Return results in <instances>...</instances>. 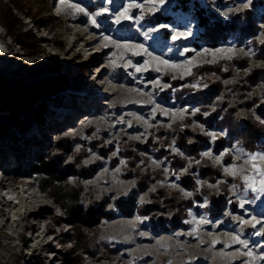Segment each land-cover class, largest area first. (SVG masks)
Wrapping results in <instances>:
<instances>
[{"label": "rangeland", "instance_id": "rangeland-1", "mask_svg": "<svg viewBox=\"0 0 264 264\" xmlns=\"http://www.w3.org/2000/svg\"><path fill=\"white\" fill-rule=\"evenodd\" d=\"M28 3L34 17L21 15L24 30L40 43L16 42L0 23V54H6L0 60V143L18 142L26 150L19 166L12 155L9 164L0 166V264H70L65 251L72 248L76 233L65 221L66 210L42 190L43 176L30 166L37 154H52L55 147L49 140L59 138H67L72 151L66 161L81 156L87 168L68 177L64 191H80L82 204H105L118 212L115 220L104 219L95 229L84 230L89 243L105 246L95 254L79 252V262L72 264H233L238 256L243 257L241 264H264V193L258 191L264 177L254 172V162L246 155L264 153V142L255 151L238 137L223 148L216 143L227 131L209 120L211 111L203 109L204 101L194 92L209 89L214 80L230 84L233 79L224 75L227 64H222L221 73L187 79L197 66L238 55L249 56L251 66L264 67V59L255 57L249 33L238 27L226 30L224 40L213 47L197 27L204 13L224 23L239 22L238 13L253 8L252 0H191L187 5L181 0ZM254 13L263 25L264 7L258 4ZM255 39L262 43L264 32L258 30ZM236 70L243 77L249 69ZM253 90L259 91V86ZM227 91L229 96L217 91L207 104L238 103L236 92ZM14 101L30 104L15 119ZM73 105L79 106L76 113L67 115ZM99 106L103 114L97 113ZM256 106L254 116L264 123ZM57 111L63 113L52 117ZM238 112L245 114L243 108ZM83 115L95 120L93 129H87ZM175 125L197 128L207 136L199 157L179 145L172 133ZM29 130L36 132L32 139ZM39 130L45 135L42 140ZM167 130L171 133H164ZM174 156L183 157L185 167ZM203 157L218 167L221 177L206 179L193 168ZM99 161L103 165L98 171ZM255 163L264 170V159ZM186 174L197 179L199 190L206 186L226 199L220 214L212 212L207 196L194 197L189 183L182 181ZM250 177L256 190L250 187ZM141 179L146 191L137 192ZM161 190L185 200L182 222H189L190 228L173 227L175 217L161 211L168 221L164 229L138 211ZM130 198L138 209L126 215L118 201L130 203ZM188 200H193L191 207ZM215 239L221 243L212 244ZM229 242L236 246L228 248Z\"/></svg>", "mask_w": 264, "mask_h": 264}, {"label": "trees", "instance_id": "trees-1", "mask_svg": "<svg viewBox=\"0 0 264 264\" xmlns=\"http://www.w3.org/2000/svg\"><path fill=\"white\" fill-rule=\"evenodd\" d=\"M183 5L189 4L191 0H181ZM261 4L264 7V0H252L251 9H245L238 13V20L234 19L231 22H223L218 19L216 15L212 13H204L197 23L198 30L201 35L207 39L209 42H216L217 44L224 40V32L226 30H234L235 28H240L243 33H249L251 35V42L256 47V58L264 59V41L260 43L255 39L256 32L262 30L264 32V14L260 17L263 25H259L258 18H255V9ZM32 6L28 3V0H0V23L4 26L6 34L11 37L14 41L20 42L27 46V42L40 43V39L36 37L31 31L24 30V22L21 15H27L31 18L34 17L32 14ZM239 23V24H238ZM198 37H202L199 36ZM216 44V45H217ZM29 47V46H28ZM251 58L245 55H238L231 59L218 60L216 63H205L203 65L197 66L191 77L188 80L196 77L199 74H207L210 72H222L223 63L227 64V72L224 75L227 78H232L230 84L224 85L220 80H214L211 82V87L206 90L195 91L194 95L199 99L204 101L203 109L210 112V119L217 121L219 126L225 127L227 133L224 136H218L217 145L218 147H224L226 144H232L233 140L238 137L243 141L245 147L249 151H255L259 144L264 142V123L259 121L254 116L255 111L252 110L256 106L258 113L264 118V67L251 66ZM236 67L249 69L245 76H237ZM177 83V82H176ZM255 86H259V91L255 92L253 89ZM236 92L238 97V103L228 106L227 102L222 101L223 106H221V101L217 100L213 106L207 104V102H212L217 96V91H222L225 96L230 95V91ZM252 91L251 94L249 92ZM30 104L28 102H16L12 103V113L13 118H18L19 114L24 111H28ZM243 108L245 114L242 116L239 114L238 109ZM256 111V112H257ZM208 120V121H209ZM173 135H176V141L179 145L197 157L200 156L199 149L206 144H208L207 136L201 134L200 130L197 128H184L175 125ZM169 132V133H167ZM164 132L170 134L171 132L167 130ZM159 136H163L160 134ZM55 147L52 154H37L34 157V163L30 164L31 168L34 169V173L42 175L41 178V188L45 192L50 193L55 201L62 206L67 212V223L73 226L75 235L73 238L74 244L72 248L65 251V255L70 264L74 262H79V252H86L90 254H95L100 251L101 248H97L99 243L87 241V235L84 230L95 229L104 220L111 217L112 210H107L105 204H98L96 202L90 203L89 205L82 204L80 200V191H64L63 184L67 181L68 177L73 175H78L81 169L84 168L81 165V156L75 157L72 162H67L66 159L72 154L70 147H68L67 138H59L55 141L49 140ZM165 141V140H164ZM163 141V142H164ZM169 143L168 140L165 141ZM203 143V144H202ZM218 149V148H217ZM131 155L130 152L128 154ZM180 166L185 167L186 160L183 157L174 156ZM230 155L227 153L226 159H229ZM198 167L203 178L216 180L217 177H221L218 167L214 168L209 164V159L203 157L198 164V166L193 165V168ZM88 174V173H86ZM90 175L92 173H89ZM146 176V175H144ZM142 176V177H144ZM91 177V176H89ZM197 179L186 174L183 178V183L188 184L189 188L194 191V197L197 200L201 199L200 194H203L209 198L212 212L217 214L221 213L222 207L226 204V199L222 195L217 194L216 191H211L208 187H204L201 190L198 189ZM188 182V183H187ZM146 191V188L142 186L141 179V189L137 192ZM153 200L151 202L145 203L144 206L139 207L142 214L148 215L150 219L156 223L161 224L164 229V223H167V219L163 216L161 211L172 214L173 227L177 228L179 226L183 227L182 220L185 218V212L183 211V205L185 200L180 197H174L168 192L160 191V194L153 195ZM129 201L119 200L120 207L123 209L126 215H131L138 206L135 203V199L130 198ZM188 207L192 206L193 200L187 201ZM177 212H174V211ZM220 212V213H219ZM104 222V221H103ZM100 228L96 231V236ZM98 237V236H97Z\"/></svg>", "mask_w": 264, "mask_h": 264}, {"label": "bare ground", "instance_id": "bare-ground-1", "mask_svg": "<svg viewBox=\"0 0 264 264\" xmlns=\"http://www.w3.org/2000/svg\"><path fill=\"white\" fill-rule=\"evenodd\" d=\"M166 19H168L169 21L172 19V15L171 16H167L166 17ZM166 33L168 34L169 32L168 31H166ZM221 42V41H220ZM219 42V43H220ZM207 43L208 44H210L211 46H213V47H218L217 45L219 44H217L216 42H209V41H207ZM217 44V45H216ZM74 45H72V47H73ZM71 47V48H72ZM6 57V54H5V52H2L1 54H0V60H2V59H4ZM189 77H191V76H188V78ZM177 81H178V79H176ZM47 86V85H46ZM46 86L44 87V88H46ZM108 93L109 92H107V95H108ZM77 107H79V106H77ZM77 107H74V105L73 106H71L70 107V109H68L69 110V112L68 113H66L67 115H71V113L73 114V113H76V109H77ZM103 107H101V106H99V109H98V112L97 113H99V114H103ZM63 112H61V111H57V113L55 114V112H53V114H52V117H54V116H57V115H59V114H62ZM89 119V117L88 116H85V115H83L82 116V122H88L89 124H88V128L87 129H93L95 126H96V123H95V120H88ZM46 124H48V123H46ZM38 132H40L39 134H40V138H41V140L43 139V138H45V135H42L43 133H41L42 131L41 130H39ZM35 135H36V132H34V130H29L28 132H27V136L29 137V139H32L33 137H35ZM37 138V137H36ZM12 140H14V142L15 141H17V139H16V137H14V138H12ZM39 141V140H38ZM35 142H37V141H35ZM40 144H42L41 142H40ZM25 145H26V143H25ZM28 150V149H27ZM26 152V150H22L21 149V147H20V144L18 143V142H16V143H13V144H11V142H1L0 143V166H2V164H6V162L9 164V162L7 161L8 160V156H10V155H12L13 156V158L15 159V163H17V166H19L21 163H22V159L24 158V156L25 155H23L24 153ZM29 152V151H28ZM2 158V159H1ZM17 159V160H16ZM239 160H241V158H238V160L237 161H239ZM102 165H103V163H102V161H99V166H100V168L98 169V171L101 169V167H102ZM1 170V169H0ZM97 171V172H98ZM96 172V173H97ZM117 216H118V212H115V211H112L111 212V217L108 219V220H105L104 222L106 223V222H108V221H113V220H115L116 218H117ZM103 222V223H104ZM190 226H191V224L189 223V222H185L184 224H183V227H185V228H190ZM155 232H158L157 230H155ZM100 233H101V230L99 229V231H98V233H97V236L100 238ZM221 242H220V239H215L213 242H212V244H220ZM103 245L105 246V244H104V242H100L99 243V245H97V248H103ZM167 246H169L168 244H167ZM228 248H232V247H235L236 245H234V243H231V242H229V243H227V245H226ZM247 257H251L250 255H248ZM109 258H111V257H109ZM98 259H101V257H99ZM114 260H115V258H114ZM123 259H121V261H122ZM241 261H243V257H241V256H238V257H235L234 259H233V264H239ZM241 264V263H240Z\"/></svg>", "mask_w": 264, "mask_h": 264}, {"label": "snow or ice", "instance_id": "snow-or-ice-1", "mask_svg": "<svg viewBox=\"0 0 264 264\" xmlns=\"http://www.w3.org/2000/svg\"><path fill=\"white\" fill-rule=\"evenodd\" d=\"M63 2V0H62ZM82 11V9L80 10ZM128 11V9H125V13ZM125 19H127L128 17L125 16ZM93 23H95V21H93ZM117 23H119V20H117ZM248 156V158L253 161V170L254 172H256L257 174H259L260 176L264 177V170H262L258 164L255 163V161L260 160V159H264V153H248L246 154ZM250 179H252V184L250 185V187H253L254 190L255 189V179L254 177H250ZM259 192L264 193V180L261 181L260 187L258 189ZM238 243H243V241H238Z\"/></svg>", "mask_w": 264, "mask_h": 264}]
</instances>
